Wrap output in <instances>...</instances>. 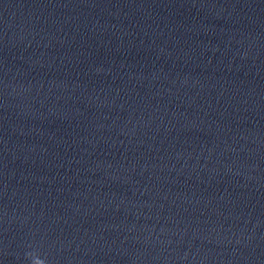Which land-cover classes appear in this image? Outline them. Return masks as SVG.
I'll return each mask as SVG.
<instances>
[{"label": "water", "instance_id": "95a60500", "mask_svg": "<svg viewBox=\"0 0 264 264\" xmlns=\"http://www.w3.org/2000/svg\"><path fill=\"white\" fill-rule=\"evenodd\" d=\"M0 264H264V0H0Z\"/></svg>", "mask_w": 264, "mask_h": 264}]
</instances>
